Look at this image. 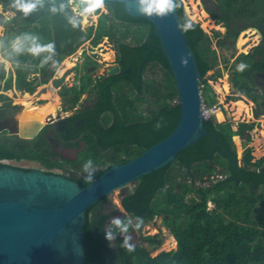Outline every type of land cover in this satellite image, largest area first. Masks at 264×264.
Here are the masks:
<instances>
[{"label":"trees","instance_id":"16d2710c","mask_svg":"<svg viewBox=\"0 0 264 264\" xmlns=\"http://www.w3.org/2000/svg\"><path fill=\"white\" fill-rule=\"evenodd\" d=\"M6 1L16 3L18 12L24 17L49 13L48 30L54 27L57 35L67 37V52L74 42L79 44L93 33L94 44L104 35L117 42L121 74L112 87H101L102 94L94 108L79 114L85 117L83 126L77 128L81 137L74 138V133L68 135L69 145L80 157L67 160L71 164L91 160L93 168L83 170L80 176L71 175V178L87 185L84 178L90 173L95 180L110 164L128 161L174 130L181 113L176 100L178 90L152 22L130 16L124 2L105 0L109 11L101 14L95 30L92 25L84 32L69 0H52L40 9L33 5L36 0ZM77 1L81 8L87 2ZM220 1V14L213 15L227 23L228 39L235 40L240 31L250 26L259 28L264 36V0ZM176 5L202 72L200 82L208 93L212 87L205 74L216 64V49L212 48L211 38L201 24L185 14L182 0H176ZM120 23L138 26L136 43L120 38L118 32L123 31L118 28ZM44 38L51 41V33L44 34ZM225 39L221 37L219 44ZM31 47L29 44L15 49L19 52L9 56L18 61L15 64L16 85L26 90L34 89L33 80L27 78L31 66L26 63L40 62L35 54L28 58ZM238 58L239 63L234 65L232 74L236 92L246 94L256 102L254 113L258 117L264 110V87L259 83L260 76L264 75V37L251 51L241 53ZM151 62L166 69L165 93L159 86L148 83L144 76ZM10 74L7 88L13 86V73ZM5 75L6 69L0 62V79ZM106 80H112V77ZM122 82L124 84L119 87ZM124 85L129 86L130 93L124 90ZM84 89L73 87L71 90L76 93L73 99L76 100ZM145 92L156 95L154 104L149 106L150 114L140 111L137 104L138 100L146 99ZM207 99L212 103L209 96ZM102 113L104 117L101 118ZM204 124L213 135L202 136L182 149L174 162L134 180L133 188L121 198L123 210L105 211L102 204L107 196L87 210L84 226L86 264H264V157L253 161V148L247 146L242 164L239 163L233 138L240 135L245 143L251 141V130L256 122L240 121L234 129L231 121L219 122L211 115ZM68 127L70 132L75 130ZM5 151L0 149V156L9 154ZM215 170L222 176L205 184ZM209 201L214 202L212 208L208 207ZM157 216H162V223L171 230L177 248L153 255L152 250L160 246L163 239L159 233L146 234L143 229ZM113 218H118L126 231L113 225ZM105 230L113 232L111 241L105 238ZM126 237L127 243L133 246L132 251L122 246Z\"/></svg>","mask_w":264,"mask_h":264},{"label":"water","instance_id":"95a60500","mask_svg":"<svg viewBox=\"0 0 264 264\" xmlns=\"http://www.w3.org/2000/svg\"><path fill=\"white\" fill-rule=\"evenodd\" d=\"M107 1L124 2L130 16L153 23L178 90L179 121L168 136L126 162L110 164L92 184L84 186L70 176L41 168L26 170L0 164V264H86L87 210L114 190L174 162L182 149L202 136L213 135L204 124L207 116L200 88L202 72L188 42L176 0H172L164 15L156 10L151 14L143 11L151 0ZM184 12L196 21L186 9ZM119 70L120 65L114 64L101 72L97 80ZM39 125L24 120L20 134L33 136Z\"/></svg>","mask_w":264,"mask_h":264},{"label":"flooded vegetation","instance_id":"af4514ba","mask_svg":"<svg viewBox=\"0 0 264 264\" xmlns=\"http://www.w3.org/2000/svg\"><path fill=\"white\" fill-rule=\"evenodd\" d=\"M52 2V0L44 2L36 0L33 5L40 9L42 6ZM104 3L106 5L105 0ZM0 4L2 6L5 5L4 8L6 7V10L9 9L8 7L10 5L12 9L10 11H15V14L9 16L7 19H0V25L3 29L0 35L2 40L0 46V59H3L2 63L6 69V75L0 79V149L9 152L7 155L0 156V164H7L26 170L31 168H41L47 172L51 171L68 176L67 167L71 165L67 160V158H71L67 152V146L71 149V146L69 145L71 139L68 138V135L74 133V138L81 137L82 134H79L80 129L77 128L83 126L85 117H81L79 114L94 108L101 97V87L103 86L106 89L112 87L117 76L121 74L122 67L121 63L118 61V48L116 46L117 51L114 53L116 57L115 62L110 65L113 66L117 63L120 65V70L116 74L105 76L98 81L97 78L101 72L96 75L95 72L99 63L83 50L81 51V54L85 55V59L72 65L73 69L76 71L74 72L73 82L67 84V80L63 78L66 74V72H64L60 76H55L53 78V83L50 86L51 88L47 89V84L51 81L49 78L53 77L60 62H62L69 54L73 53L75 51L74 49L90 37L81 41L79 44H77V41L74 42L73 47L68 49L69 51L67 52V37L57 35L54 27H49L50 30H48L50 20L47 16L49 13L45 11L37 13L29 18L27 16L24 17L19 13L16 3H13L12 1L8 2L6 0H0ZM70 6L72 7L71 3ZM106 8L108 12L107 5ZM75 16L79 18L78 15ZM9 22H12L11 26H8ZM81 27L84 32H87L89 29V27L87 29L84 28L82 24ZM257 32L260 33L262 41L264 37L262 31L259 29ZM42 33H51L52 40L48 41L46 38L40 39ZM44 34H42V36ZM104 36L110 38L109 35ZM29 44H31L32 47L28 52V58H33V56L30 55L35 54L40 61L26 63L31 66L27 78L33 80V90H26L25 88L17 87L15 64L18 61L9 57L10 55L13 56L14 52H19L16 51L17 49L25 48V46ZM34 49L36 52L33 51ZM89 60L91 61L89 62ZM8 63L9 68L7 69L5 65ZM64 64L65 63L63 62V65ZM65 71H67V67L65 68ZM11 72L13 73L12 78H14V87L7 88L6 84L8 78L11 76ZM109 76L112 77V80L104 81ZM2 81H4L3 85ZM40 86L41 88L38 89ZM125 86L126 85H124V87ZM73 87H77V89L85 88L76 100L73 99L76 94L71 90ZM7 90H12V94L11 92H6ZM50 90L54 96H51L50 98L42 96ZM26 94H29L30 96H27ZM25 96L29 98V100L33 98L31 102L28 103L30 104L29 109H33L31 111H25L28 107L26 102L23 103V101H16L20 98L23 99ZM55 96H57L58 99V103L54 107L56 109L53 108L48 110L46 111L47 113L40 112L43 119L35 118V113L39 111L37 109H40L42 106V108H44L46 103L48 104V101L50 102V100L51 102H54L52 100L56 99ZM58 112L60 113V116L58 115ZM29 114H32L33 118L28 116ZM73 116L75 118L70 119V117ZM102 117H104V113L101 114V118ZM24 120H31L33 124L36 125H39V122H42V125H39L33 136H22L20 134V125ZM68 126H72L75 130L70 132ZM10 151H13V154H10L12 153ZM77 162L81 161H76L74 164H77Z\"/></svg>","mask_w":264,"mask_h":264},{"label":"rangeland","instance_id":"374dc122","mask_svg":"<svg viewBox=\"0 0 264 264\" xmlns=\"http://www.w3.org/2000/svg\"><path fill=\"white\" fill-rule=\"evenodd\" d=\"M72 4L73 11L75 12V15H78L80 18V22L84 28H88L90 26H94V30L97 27V24L99 22V17L102 12H107V8L105 3L103 2V5L99 8H95L92 11H88L91 0H86V5L84 8H80V2L77 0H69ZM184 9H188L190 12L193 10H197L199 15L197 16V19H195L197 22H199L202 26V28L208 33V35L211 38V46L212 48L216 49L217 52V61L213 68L209 69L206 74L205 78L211 85V90H208V93L204 90V85L200 82V88L203 95V103L206 104V108H216L220 109L224 113L223 118H218L217 114L215 112H210L207 114V117L214 115L216 120L219 122L221 121H231L233 128L237 129L238 124L240 121H255L256 125L251 130L252 134V140L245 143L244 139L239 136V144L234 139L235 145H236V151L238 155V161L242 164V158L245 153V149L247 146H251L252 149V155H253V161L257 160L260 157H264V110L261 115L258 117L255 116V107L256 102L251 100L246 94L237 93L236 87L233 82L232 74L234 70V65H237L239 63L238 56L241 53H247L253 49L255 45L261 42V35L257 32V30L254 28L255 26H250L244 30H242L236 40L228 39L227 36L229 35V27L227 26V23L223 21L222 19L216 18L213 13L220 14V0H182ZM5 5L0 4V19L5 20L9 16H12L15 14V11H10L11 6L9 5V9L6 10ZM201 14V15H200ZM203 16V17H202ZM206 23L205 25H203ZM241 23H245V21H241ZM12 22H9L8 26H11ZM1 26V25H0ZM138 26L131 25L128 27L127 25L120 23L118 28L122 29L123 31L118 32V35L122 40L128 41L130 43H136L137 42V35H136V29ZM226 29H228V32L226 33ZM254 29V30H251ZM3 31L2 26L0 27V35ZM125 32V35H122V33ZM44 34V33H42ZM40 35V39L44 38V35ZM117 35V34H116ZM243 35V38L240 36ZM93 37L94 33L91 35V37L81 43L75 51L71 54H69L62 62H60V65L57 67V70L55 71L52 78H49L50 82L47 84V89H50L53 78L55 76H60L64 72H66L65 76L63 77L65 80H67V84L70 82H73V76L75 69H73L72 65L76 62L82 61L85 59V55L81 54V51L85 50V53L88 55H91L92 58H94L98 63L97 70L95 72V75L103 72L108 66L112 65L115 62V55L116 53V46L117 42L115 38H107L106 36L102 37V39L97 43H93ZM117 37V36H116ZM223 37L226 38L223 43L219 44V39ZM1 37H0V46H1ZM243 41H246L244 44L240 45L239 43H242ZM110 50V51H109ZM1 56V52H0ZM105 56V57H104ZM69 59L71 63L67 64L65 61ZM91 60H89L90 62ZM0 62H3V59H0ZM63 62L66 64L63 65ZM6 68H9V63L5 65ZM71 66V67H70ZM67 67V71H65V68ZM64 68V69H63ZM144 76L148 83L151 85L159 86L163 93H165V83H166V69L161 66L157 62H151L145 70ZM263 78V79H262ZM228 83V90H225L224 83ZM4 81H2L3 85ZM259 83L264 87V75L260 76ZM124 83L119 86L121 87ZM14 87V86H13ZM41 86L38 88L40 89ZM203 88V89H202ZM263 89V88H262ZM260 89V91H263ZM124 90L128 93H130L129 86L126 85L124 87ZM12 90H7L6 92H11ZM20 91V90H18ZM225 92V93H224ZM12 94V92H11ZM44 97H51L54 96L53 93L48 91L46 94L42 95ZM208 96L210 97V101L212 103H209ZM56 99L52 100L54 102H48L50 104H46L44 106V112L53 109L56 104L58 103L57 96H55ZM145 100H138V108L140 111H143L145 114H150V107L154 104V100L156 98V95L151 94L150 92H145ZM244 98L245 101L249 104V100H251V104H249V110L251 114H248L247 112H243L240 115H236V105L234 104V100H237L239 98ZM33 98L29 100V98L23 97V99H17L16 101H23V102H31ZM177 100V98H176ZM56 102V103H55ZM53 107V108H52ZM49 108V109H48ZM38 110V109H37ZM25 111H28L27 108ZM235 113V114H234ZM32 117L33 115L30 114ZM41 119H43L42 116H40ZM234 138V137H233ZM70 147L67 146V152L69 153L71 158H78L80 157V154L77 153V150L74 148L69 149ZM84 164L82 162H77V164H71L67 167V175H75L80 176L84 169ZM93 166L91 165L89 169H92ZM176 169H178V166H175ZM219 168V167H218ZM214 175L211 176L210 181L207 180L205 184H209L212 181H214L218 176L220 175V172L217 171V173H214ZM182 178V177H180ZM190 180V179H188ZM134 183L131 182L128 186L118 188L114 190L111 194L107 196V199L103 202L102 208L105 211H114L117 209L123 210V206L121 203V198L128 190L133 188ZM214 206V202L209 201L208 207L212 208ZM135 220V219H133ZM143 231L146 234H155L159 233L160 237L163 239V242L160 246L154 248L152 250V254L156 255L162 250H171L174 248H177V243L173 245L171 242L172 233L171 230L165 226L162 223V216H157L155 219L150 221L149 223H146L144 225ZM174 237V236H173Z\"/></svg>","mask_w":264,"mask_h":264},{"label":"clouds","instance_id":"9594fccd","mask_svg":"<svg viewBox=\"0 0 264 264\" xmlns=\"http://www.w3.org/2000/svg\"><path fill=\"white\" fill-rule=\"evenodd\" d=\"M103 2H104V0H91V4H90L88 11H92L95 8L101 7L103 5ZM142 2H143V0H142ZM171 5H172V0H151V3L149 4V6L145 9H143V11L151 14L153 10H156L160 15H164L168 10H170ZM29 7H31V6H29ZM26 10H28V9H26ZM91 164H92L91 160H88L84 164L85 171L88 170V168L91 166ZM93 182H94V177L91 173L84 178L85 184H92ZM111 223L117 227H120L122 232L126 231V227L121 226L122 222L118 218H113L111 220ZM105 238L108 239L109 241H111L114 238L113 232H111L110 230H105ZM127 240H128V238L126 237L124 244L122 246L126 247L129 251H132L133 246L128 244Z\"/></svg>","mask_w":264,"mask_h":264},{"label":"bare ground","instance_id":"6f19581e","mask_svg":"<svg viewBox=\"0 0 264 264\" xmlns=\"http://www.w3.org/2000/svg\"><path fill=\"white\" fill-rule=\"evenodd\" d=\"M189 9V8H188ZM187 9V12H188V14L192 17V18H194V19H197V16L199 15V13L197 12V10H193L192 12H190L189 10ZM201 15V14H200ZM203 17V16H202ZM206 23H204L203 25H205ZM207 25V24H206ZM1 27V26H0ZM251 30H254V29H251ZM242 38H243V35H240ZM246 41H243L242 43H239L240 45H242V44H244ZM110 51V50H109ZM105 57V56H104ZM65 63H67V64H69V63H71V61H69V59H67L66 61H65ZM64 69V68H63ZM224 87H225V90H228L229 88H228V83L227 82H225L224 83ZM225 93V92H224ZM31 94V93H30ZM27 96H30L29 94H26ZM26 97V96H25ZM27 98V97H26ZM245 98V97H244ZM243 97L242 98H239V99H237V100H234L233 102H234V104L236 105V115H240V114H242L244 111L245 112H247L248 114H251V112H250V110H249V104H251V100H249V104L245 101V99H244ZM49 102V101H48ZM24 103V102H23ZM56 103V102H55ZM47 104V103H46ZM48 104H50V103H48ZM27 105H28V107H27V110H29V111H31V110H33L32 108H30L29 109V107H30V104H28V102H27ZM50 105H52V104H50ZM43 107V106H42ZM42 107H40V109L38 108V110L39 111H37L35 114H36V116H35V118H38V119H40V112H44V108H42ZM53 108V107H52ZM49 109V108H48ZM54 109H56V108H54ZM53 111V110H52ZM215 111V113L217 114V117L218 118H223L224 117V113L220 110V109H215L214 110ZM47 113V112H46ZM45 113V114H46ZM45 114H44V116H45ZM235 114V113H234ZM32 115V114H31ZM28 116H30V114L28 115ZM41 116H42V114H41ZM33 118V117H32ZM45 121V120H44ZM234 139H235V141L237 142V144H239V136L238 135H234ZM171 242L173 243V245H175L176 243H177V241H176V239L173 237V235H172V237H171Z\"/></svg>","mask_w":264,"mask_h":264},{"label":"built area","instance_id":"2783aa9c","mask_svg":"<svg viewBox=\"0 0 264 264\" xmlns=\"http://www.w3.org/2000/svg\"><path fill=\"white\" fill-rule=\"evenodd\" d=\"M215 109H216V108H210V109H207V108H206V104L203 103V110H204L206 116H207V114L210 113V112H215V111H214Z\"/></svg>","mask_w":264,"mask_h":264},{"label":"crops","instance_id":"0c3cea01","mask_svg":"<svg viewBox=\"0 0 264 264\" xmlns=\"http://www.w3.org/2000/svg\"><path fill=\"white\" fill-rule=\"evenodd\" d=\"M175 238V237H174ZM177 241V240H176Z\"/></svg>","mask_w":264,"mask_h":264}]
</instances>
